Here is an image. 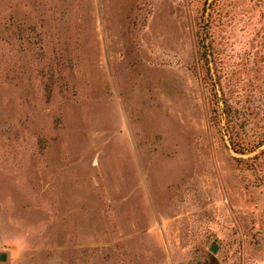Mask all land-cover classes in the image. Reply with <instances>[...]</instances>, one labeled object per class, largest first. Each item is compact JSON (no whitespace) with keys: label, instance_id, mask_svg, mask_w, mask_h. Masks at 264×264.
Instances as JSON below:
<instances>
[{"label":"rangeland","instance_id":"374dc122","mask_svg":"<svg viewBox=\"0 0 264 264\" xmlns=\"http://www.w3.org/2000/svg\"><path fill=\"white\" fill-rule=\"evenodd\" d=\"M0 253L264 264V0H0Z\"/></svg>","mask_w":264,"mask_h":264},{"label":"water","instance_id":"95a60500","mask_svg":"<svg viewBox=\"0 0 264 264\" xmlns=\"http://www.w3.org/2000/svg\"><path fill=\"white\" fill-rule=\"evenodd\" d=\"M210 250L212 251V252H214L215 250H216V248L212 245L211 247H210ZM5 258V254L4 253H0V260H3Z\"/></svg>","mask_w":264,"mask_h":264}]
</instances>
